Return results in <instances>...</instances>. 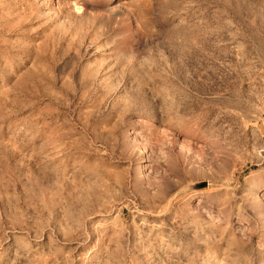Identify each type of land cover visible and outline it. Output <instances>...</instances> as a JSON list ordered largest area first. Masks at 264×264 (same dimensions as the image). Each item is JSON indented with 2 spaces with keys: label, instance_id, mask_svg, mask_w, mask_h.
Wrapping results in <instances>:
<instances>
[{
  "label": "rangeland",
  "instance_id": "374dc122",
  "mask_svg": "<svg viewBox=\"0 0 264 264\" xmlns=\"http://www.w3.org/2000/svg\"><path fill=\"white\" fill-rule=\"evenodd\" d=\"M0 264H264V0H0Z\"/></svg>",
  "mask_w": 264,
  "mask_h": 264
},
{
  "label": "bare ground",
  "instance_id": "6f19581e",
  "mask_svg": "<svg viewBox=\"0 0 264 264\" xmlns=\"http://www.w3.org/2000/svg\"><path fill=\"white\" fill-rule=\"evenodd\" d=\"M145 166H146V165H145ZM143 168H145V167L143 166ZM142 170H146V169H142ZM146 171H147V170H146ZM142 173H143V172H142ZM144 173H145V172H144ZM144 173H143V174H144Z\"/></svg>",
  "mask_w": 264,
  "mask_h": 264
}]
</instances>
